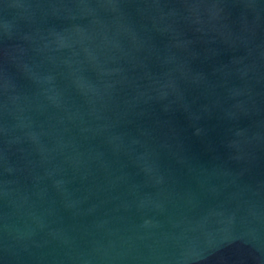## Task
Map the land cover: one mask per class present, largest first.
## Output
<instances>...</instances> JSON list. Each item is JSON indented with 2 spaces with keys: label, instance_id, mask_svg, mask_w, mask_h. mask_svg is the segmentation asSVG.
<instances>
[{
  "label": "water",
  "instance_id": "obj_1",
  "mask_svg": "<svg viewBox=\"0 0 264 264\" xmlns=\"http://www.w3.org/2000/svg\"><path fill=\"white\" fill-rule=\"evenodd\" d=\"M0 264H264V0H0Z\"/></svg>",
  "mask_w": 264,
  "mask_h": 264
}]
</instances>
